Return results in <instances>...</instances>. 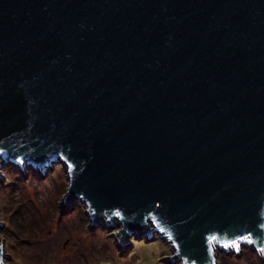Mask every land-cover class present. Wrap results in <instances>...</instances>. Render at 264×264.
Listing matches in <instances>:
<instances>
[{"label":"water","instance_id":"95a60500","mask_svg":"<svg viewBox=\"0 0 264 264\" xmlns=\"http://www.w3.org/2000/svg\"><path fill=\"white\" fill-rule=\"evenodd\" d=\"M0 159L61 161L121 247L264 257V0H0Z\"/></svg>","mask_w":264,"mask_h":264},{"label":"rangeland","instance_id":"374dc122","mask_svg":"<svg viewBox=\"0 0 264 264\" xmlns=\"http://www.w3.org/2000/svg\"><path fill=\"white\" fill-rule=\"evenodd\" d=\"M21 165L23 169L0 159V242L9 256L4 264H181L167 258L173 246L165 235L153 245L147 241L153 238L139 243L147 233L132 243L134 231L129 244L121 247V234H113L122 228L118 219L113 220L115 225L106 218L91 227L80 199L71 200L72 206L63 201L68 177L61 161L45 166L43 173L37 164ZM241 250L217 251L218 264H264V257L254 250L244 246Z\"/></svg>","mask_w":264,"mask_h":264},{"label":"trees","instance_id":"16d2710c","mask_svg":"<svg viewBox=\"0 0 264 264\" xmlns=\"http://www.w3.org/2000/svg\"><path fill=\"white\" fill-rule=\"evenodd\" d=\"M135 237H136V236L133 235V236L129 239L130 242L135 243V242L137 241ZM151 238H153L154 240H147V241H149L148 245H153L154 243H156L157 241L160 240V236L155 232V233H153V235H147L145 238H142V239L139 241V243H146V239H151ZM241 252L244 253L245 250L242 249ZM161 259H164V257H162ZM164 261H165V260H164Z\"/></svg>","mask_w":264,"mask_h":264},{"label":"snow or ice","instance_id":"6c2138e0","mask_svg":"<svg viewBox=\"0 0 264 264\" xmlns=\"http://www.w3.org/2000/svg\"><path fill=\"white\" fill-rule=\"evenodd\" d=\"M215 237H211V239H214ZM248 237H238V239H241V240H243V239H247ZM229 243H232V244H235V241H229Z\"/></svg>","mask_w":264,"mask_h":264}]
</instances>
